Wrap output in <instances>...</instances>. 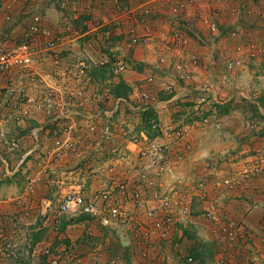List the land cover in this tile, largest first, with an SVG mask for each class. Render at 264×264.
Here are the masks:
<instances>
[{"label":"rangeland","instance_id":"rangeland-1","mask_svg":"<svg viewBox=\"0 0 264 264\" xmlns=\"http://www.w3.org/2000/svg\"><path fill=\"white\" fill-rule=\"evenodd\" d=\"M163 20L169 25L178 26L174 18L168 16L163 17ZM192 22L184 20L186 25ZM221 29V37L208 33L196 37L193 31L188 30L193 41L192 48L198 49L200 65L204 67L199 83L198 78L194 77L199 74L196 71L181 77L175 68L178 54L167 51L165 40L157 37L149 44H139L134 48L120 44V48L115 50L96 52L92 48L78 56L75 54L76 57H82L87 65L84 73H79V67L63 63L62 57L64 60L65 55L62 52L59 63H55L48 54L47 60L45 57L41 61L45 63L43 71L31 68L12 71L5 82L7 86L0 90V96L6 97L0 109L11 97L17 115L10 122L12 125L24 124V134H29V140L21 148L25 159L28 158L25 171L28 175L21 179L23 189L13 197L17 198L11 200L16 207L8 221L13 224L7 230L4 225H0V248H3L0 264H8L7 260L17 256L18 242L21 241L25 243L21 249L22 264H45L44 258H41L43 255H40V262L33 259L35 241L61 249L63 245L69 246L76 241L64 236L56 244L50 239L44 240L51 235L54 237L55 232L64 235L65 230L62 226L64 217L60 224L55 223L49 200H53L55 195L75 191L92 196L100 191H108L111 187H114V194L120 196L117 187L122 181L135 178L138 171L145 167L149 171L155 169L152 159L162 160L164 165L159 172L154 173L157 185L153 190L159 195L170 193L180 201L173 208V229L170 234L173 236L175 233L174 237H177L173 246L176 247L180 241V234L176 232L182 229V233L184 230L186 236L193 240L192 246L200 254L197 264H231L233 253H238L240 257L238 264L254 263L244 256V250L239 249L244 245L239 241L250 233V227L243 220L241 200L249 201L251 206L259 204L255 197H248L245 191L252 189V194H259L261 184L264 185V57L242 63L236 69L226 68L227 60L234 56L237 37L228 34L232 30L229 27ZM77 36L82 39L89 36L86 41L97 40L95 31ZM71 38L77 39L74 35ZM69 56L66 55L67 58ZM75 59H72V63L78 61ZM122 81L131 90L126 96H117L115 90L118 91L117 85L120 86ZM197 85L201 88L211 85L213 91L209 97L196 96L194 92ZM183 86L193 90L182 94L180 90ZM35 127L39 129L36 134H32ZM178 131L183 136H177ZM4 145L7 153L18 149L16 140ZM185 159L210 160L206 168L201 170L204 177L199 185H195V182L192 184V181L186 182L180 175H172ZM215 166L220 168L219 174L213 172ZM180 167L179 172H182ZM21 170L20 167L17 176ZM210 176H215L214 181ZM227 178L232 183L227 184ZM186 183L195 187L189 191L185 188ZM175 184H180L182 188L174 187ZM196 186L202 188L205 197L209 192L221 195L217 206L204 207V199L202 202L197 199L200 194L196 192ZM144 206L145 203L133 199L127 203L125 210L134 216L131 222L115 218L102 220L103 216L85 215V219L96 220V223L94 229L86 226L82 243L75 242L78 245L75 252L79 253L83 246L93 247L91 240L95 238V230L101 233L102 227L112 228L117 226L116 223L124 222L133 228L132 251L137 256L143 249L137 244L143 228L134 223L143 221L140 213L146 208ZM183 206L189 207L185 213L182 212ZM194 208L198 210L192 211ZM209 209H215L218 216L228 214L242 225L241 230L239 227L234 229L237 233L236 243L212 244L205 240L202 226L210 227L216 236L220 233L217 221L206 216ZM191 213L200 216L202 224L189 221L185 226L183 221H187L185 219ZM0 216L3 221H7L6 215L4 217L0 212ZM22 219L31 222L26 226L32 225L34 228H26V240L22 232L17 236L18 220ZM6 243L11 244L8 250L5 249ZM118 244L119 248L114 253L111 250L107 253L113 259L118 255L123 258V263L116 260L114 264H128L130 255L122 249L128 242L125 240L124 245ZM105 249L102 245L101 250ZM8 253L11 255L9 259ZM81 262L80 255L79 261L75 263ZM258 264H264V255Z\"/></svg>","mask_w":264,"mask_h":264},{"label":"built area","instance_id":"built-area-1","mask_svg":"<svg viewBox=\"0 0 264 264\" xmlns=\"http://www.w3.org/2000/svg\"><path fill=\"white\" fill-rule=\"evenodd\" d=\"M41 1L0 0V19L3 16L2 18L5 21L9 23L13 22L15 16L13 14L14 10L23 3L25 5L23 6L22 14L30 15L31 17V21L22 39L16 42L0 39V84H2L4 77L9 72L14 69H28L36 64H41V61L48 54H50L55 63H59L61 61V51L59 48L70 38V34H83L72 23H68L62 33L55 34L51 28L44 24L43 14L41 13ZM91 1L95 3L97 0ZM230 1L138 0L139 3L131 7L123 6L121 2L117 1L114 9V21L118 27L119 25H123V21L127 19L125 17H130L127 29L122 28L119 33L125 45L129 48H134L139 44H149L156 37L165 40V49L178 54L179 59L176 61L175 68H177L181 77L184 78L186 75H190L188 73L194 72V69L201 66L200 54L197 48H192L193 41L188 30L193 31L196 37H200L205 33L214 37H221L223 35L221 26L224 23L223 17L226 16V13L237 18L240 7L244 8L248 14L252 12V7L249 4L242 2L238 7H231L230 5L228 6ZM190 7L194 8L192 14V23L194 24L189 23L186 25L184 20L187 19L184 17V13L189 10L192 12V8ZM259 13L261 18H263L261 28L264 29V11H260ZM168 16L176 19L178 26H172V24L169 25L167 23V27L162 28L161 25L166 23L163 22V17ZM73 18H80L78 11L75 9ZM155 21L157 23L154 26L153 23ZM191 24L192 26H190ZM228 34L233 37L243 35L239 29H232ZM233 55L232 59L230 58L226 62V68L228 69H236L242 63L245 64L247 61L255 60L260 56L264 57V33H261V39L259 40L252 39L237 43L234 46ZM72 67H79V73H84L87 65L83 60H79L76 63L74 62ZM4 98L0 96V105L3 104ZM177 133V136H183L182 132L178 131ZM152 160V167L154 166L155 169L152 168V171H149L148 167H145L138 171L135 178H129L118 185L117 190L120 196L114 194V187H111L108 191H100L92 196L81 191L68 192L65 195H55L53 200H49L50 207H52L51 215H54L55 223L60 224L61 219L67 214L103 216L102 220L115 218L131 222L134 220V216H132L130 211L125 210L127 203L131 199L143 202V204L145 203L144 207H146L140 213L142 214L143 221L134 223V225H140L143 228L142 236L137 239V244L143 247L140 255L145 258V264H156L153 259L149 258V254L155 248V239L167 240L171 237L173 208L180 201L174 195H170V193L165 192L160 195L159 192L155 193L156 190L153 189L157 185V180L154 173L159 172L164 165L162 164V160L160 162L155 159ZM225 182L227 184L232 183L230 178H227ZM127 196L128 198H126ZM153 198H155V201H152ZM188 208V206H183L182 212L185 213ZM206 216L217 221L220 230V233L217 234L218 241L226 245L236 243L237 233L234 229L239 227V230H241L243 228L241 224L232 220L228 214L218 216L215 209H209ZM5 245V249L7 250L11 246L9 243ZM180 245V241L176 243V247ZM77 246L74 242L69 246L63 245L61 249L58 246L54 248L51 245L38 243L35 250H40L33 253L46 256V264H76L75 262H78L80 259V253L75 252ZM2 251L3 248H0V252ZM10 257L11 255L8 253L7 258L9 259ZM195 263L196 259L192 254H185L179 261V264Z\"/></svg>","mask_w":264,"mask_h":264},{"label":"crops","instance_id":"crops-1","mask_svg":"<svg viewBox=\"0 0 264 264\" xmlns=\"http://www.w3.org/2000/svg\"><path fill=\"white\" fill-rule=\"evenodd\" d=\"M121 2L123 6L131 7L137 5L139 2L138 0H97L95 3H93L91 0H42L41 3V13L43 14L44 18V24L51 28L55 34L62 33L65 30V27L68 23H72L82 31L83 34L93 33L94 31L97 32V40H87L89 38L77 36L76 33H71L70 38H68L65 43L61 45L59 50L62 52V55L64 56V60L62 57L63 63L68 62V65L72 66V59L77 58V60H82V57H76L75 54L80 55L83 51L90 50L94 48L96 52L101 51H108V50H115L116 48H120V44L125 46L124 40L122 39V36L119 35L120 30L127 29L129 26V20L130 17H125L123 21L122 26H116L114 21V9L116 7V3ZM242 2L244 4H249L252 7V12L247 13L244 8H239V15L238 17H233L230 14L226 13V16L223 17L224 23L222 24V28L225 29L228 27L231 29H239L240 32L243 33V35H239L236 38V44L240 42H245L247 40L261 39V33H264V29L261 28V24L263 23V18L260 16V11H264V0H231L228 6L231 7H238ZM25 3L20 4L13 12L14 21L9 23L2 18L0 19V39L7 40L9 42L17 41L19 39H22L24 36V32L29 25L31 21L30 15H24L23 13V6ZM93 5V6H92ZM248 5V6H249ZM191 10L186 11L184 13V17L187 19V21L192 20V14L194 12V8ZM189 8V9H190ZM74 9L78 11L80 18L74 19L73 13ZM163 22H166L163 21ZM157 21L153 23L155 24ZM97 26V27H95ZM76 27V28H77ZM95 27V28H93ZM162 28L167 27V22L161 25ZM93 28V29H91ZM260 31V33H259ZM74 35L77 39L73 40L71 38ZM243 36V38H242ZM83 41V44H82ZM122 41V42H121ZM231 41V40H230ZM95 42V43H94ZM233 42V41H232ZM235 44V45H236ZM91 45V47H89ZM92 45H95L92 47ZM66 50V51H64ZM78 51V52H77ZM86 51V52H87ZM72 52V53H70ZM70 54V56L67 58L66 55ZM74 57V58H73ZM47 60V57L45 58ZM68 60V61H67ZM76 60V59H75ZM53 64V63H49ZM43 66H45V63L36 64L31 69H40L43 71ZM204 70L203 66H200L199 68L194 69L197 73H199L197 76H194L197 79V82H200V73ZM264 71V69H262ZM11 72H9L0 84V90L7 86L5 82L7 79L11 76ZM207 86V85H206ZM182 94H187L188 90L191 88L188 86L181 87ZM193 90V89H191ZM196 92H194V95L202 96H210V92L213 91V87L210 85L209 87L201 88L199 85L195 87ZM187 92V93H186ZM193 92V91H192ZM214 95V93H213ZM131 98V97H130ZM9 100V101H8ZM7 102L3 106L2 109H0V212L1 214H4V217L6 215L7 221H3V215L0 216V225H4L3 227L6 228V230L11 227L13 224L12 221H8L9 215L12 214L15 211V204L11 202V200H15L13 198L19 190L21 191L23 189L22 186V180L27 177L28 174H25V171L27 169L28 162L25 154L21 152V148L26 143L27 140H29V134H24L25 131V125L24 124H17L12 125L11 124V118L15 115H17V111L14 110V104L12 105V98L9 97L6 100ZM132 101V99H131ZM108 110V109H107ZM164 110H162L163 112ZM83 113V112H81ZM89 115L90 113L87 112ZM20 123V122H18ZM39 129V127H35L32 130V134H36V130ZM17 141L18 149L15 150L12 153H7L5 149L4 144H10L12 141ZM5 142V143H4ZM3 150V151H2ZM2 151V152H1ZM210 162L208 159H185V162L179 166L178 168L174 170V173L172 175H175L178 177H183L186 182L192 181L195 182V185L200 183V180L204 177L203 174H201V170L203 171L206 168V163ZM181 166V167H180ZM20 167L22 168L21 173L16 175L17 171L20 170ZM179 167L182 169V172H179ZM204 167V168H203ZM212 171V170H211ZM220 168L217 169L216 166L213 169V172H216V174L220 173ZM175 177V178H176ZM212 181H214V178L210 176ZM22 179V180H21ZM19 180V181H18ZM188 183H186L187 188L189 191L190 189L194 188L188 186ZM209 183V182H208ZM177 188H182L180 184L173 185ZM198 188V186H196ZM261 193L259 194H252L251 190H246L245 192L248 193V197H255L256 201L258 200V205L251 206L249 201H244L243 199L241 201V212H244V222L250 227V233L249 235L244 236L243 240H240L239 242L243 243V247L240 246L239 249L244 250V256L248 260H252L254 263L251 264H258L264 255V247L262 245V238L264 237V185L261 184ZM200 195L198 201H201L204 199L203 204L204 207H212L217 206V203L220 202V196L216 195L213 192H209L207 197L206 193H203L202 188L196 189ZM263 193V194H262ZM190 195V194H189ZM191 196V195H190ZM191 201V200H190ZM237 201V200H236ZM193 206H196V204H193ZM235 207L233 208V210ZM196 212L198 210L197 208L192 209V211ZM237 212V211H236ZM234 212V213H236ZM192 215L190 217H187L183 221V224L187 226V222H194L195 224H202V220L200 216H195L194 213H191ZM241 215V214H240ZM85 215H74V214H67L64 216L62 220V226L65 230L64 235H57L55 232L54 237L51 235L50 238H46L44 240L50 239L52 240V243L56 244L60 240H62V237H66L70 240H76L81 241L85 238L84 232L86 233V226L91 227L94 229V224L96 223V220L93 219H85ZM82 217L84 220H82ZM90 217V216H88ZM138 217V216H137ZM78 218H80L78 220ZM92 218V217H91ZM139 218V217H138ZM200 218V219H199ZM24 219V218H23ZM18 220L19 231L17 230V236L20 234L19 232H22L23 239L26 240V228L34 230L33 226L27 224H30L31 222H25L24 220ZM26 219V218H25ZM33 222V221H32ZM119 222V221H118ZM123 224L116 223L117 226L110 227H102L101 233L97 230H95V238L92 241V248L90 246H83L80 247V255L82 256V262L81 264H113V262H116V260H120L122 262V259L120 258V255L116 256L113 259L109 256L107 251H114L119 248V244L121 243L124 245V241L128 242V244L123 250H127V254L130 255L129 260L127 261L128 264H144L145 258L142 257L138 252L137 256L133 255V244L131 241L133 240V228L124 222H121ZM206 226H202L203 234L205 235V240H209L212 242V244L218 243V244H224L221 241L217 240V236L212 234L211 228ZM29 231V230H28ZM181 232V233H180ZM8 233V232H7ZM109 233V234H108ZM180 234L178 238H180L181 245L177 248L173 246L174 241L177 239V237L171 236L166 241H161L159 239H155V248L151 250L152 252L149 254V258L153 259L156 264H179V261L182 256L185 254H193L195 251L198 252L193 246V240H190L186 234L185 231L182 229L177 231L176 234ZM201 234V233H200ZM97 235V236H96ZM87 236V235H86ZM121 237L119 240L118 237ZM42 239V240H43ZM132 239V240H131ZM41 241L36 242V247L38 243ZM215 242V243H214ZM25 243L22 241L18 242V249L16 250V255L14 258H11L7 260L8 264H22L21 262V255L23 254L21 252V249H23V245ZM136 244V243H135ZM104 245L106 248L105 250H101V246ZM35 247V248H36ZM34 248V251H35ZM175 249V250H174ZM186 250V251H185ZM178 252H181L179 255ZM128 255L126 257H128ZM238 253H233L232 257L230 258L231 264H238L240 261L238 260ZM231 256V253H228V257ZM136 257V258H135ZM36 260V262L39 261L40 255L35 253V257L33 258ZM127 259V258H126ZM228 259V258H227ZM40 262V261H39ZM229 262V259H228ZM123 263V262H122ZM121 264V263H119ZM197 264V263H196Z\"/></svg>","mask_w":264,"mask_h":264},{"label":"trees","instance_id":"trees-1","mask_svg":"<svg viewBox=\"0 0 264 264\" xmlns=\"http://www.w3.org/2000/svg\"><path fill=\"white\" fill-rule=\"evenodd\" d=\"M117 88H118V91L115 90V94L117 96H124V95L126 96L128 94V92L131 90V88L126 83H124L123 81L120 83V86L117 85ZM122 91H124V92H122ZM37 241H39V240H37ZM37 241H35V242H37ZM192 255L195 257L196 263H197V260H198L197 258L199 257L200 254H198L195 251ZM41 258H44V263L46 264V262H47L46 256L43 255Z\"/></svg>","mask_w":264,"mask_h":264},{"label":"clouds","instance_id":"clouds-1","mask_svg":"<svg viewBox=\"0 0 264 264\" xmlns=\"http://www.w3.org/2000/svg\"><path fill=\"white\" fill-rule=\"evenodd\" d=\"M39 243H42V242H39Z\"/></svg>","mask_w":264,"mask_h":264}]
</instances>
